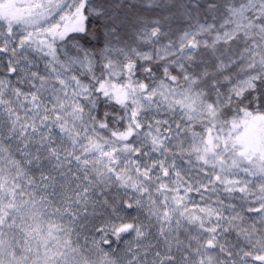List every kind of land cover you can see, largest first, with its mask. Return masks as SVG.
Wrapping results in <instances>:
<instances>
[{"label": "snow or ice", "instance_id": "6c2138e0", "mask_svg": "<svg viewBox=\"0 0 264 264\" xmlns=\"http://www.w3.org/2000/svg\"><path fill=\"white\" fill-rule=\"evenodd\" d=\"M0 264H264V0H0Z\"/></svg>", "mask_w": 264, "mask_h": 264}, {"label": "rangeland", "instance_id": "374dc122", "mask_svg": "<svg viewBox=\"0 0 264 264\" xmlns=\"http://www.w3.org/2000/svg\"><path fill=\"white\" fill-rule=\"evenodd\" d=\"M197 130H199V129H197Z\"/></svg>", "mask_w": 264, "mask_h": 264}]
</instances>
